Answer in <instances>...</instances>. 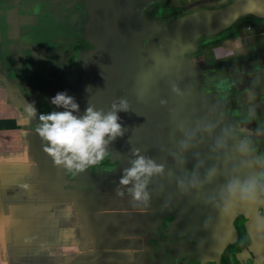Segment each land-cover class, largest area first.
I'll return each instance as SVG.
<instances>
[{
    "label": "crops",
    "instance_id": "0c3cea01",
    "mask_svg": "<svg viewBox=\"0 0 264 264\" xmlns=\"http://www.w3.org/2000/svg\"><path fill=\"white\" fill-rule=\"evenodd\" d=\"M229 1L162 0L150 16L165 23ZM87 17L83 0H0V264H179L180 246L158 234L164 210L149 179L147 204L119 184L131 160L114 159L116 140L77 173L56 166L35 131L51 112L37 90L74 91L81 78ZM190 60L204 89L223 92L226 128L264 157V22L243 18L201 39ZM33 102L37 117L21 123Z\"/></svg>",
    "mask_w": 264,
    "mask_h": 264
},
{
    "label": "water",
    "instance_id": "95a60500",
    "mask_svg": "<svg viewBox=\"0 0 264 264\" xmlns=\"http://www.w3.org/2000/svg\"><path fill=\"white\" fill-rule=\"evenodd\" d=\"M161 1L83 0L89 48L81 56V78L74 91L37 93L51 112L64 111L51 103L57 93L74 97L78 116L89 105L106 111L126 101L127 110L117 112L124 135L116 139L114 159L132 161L138 153L163 167L148 178L153 198L166 209L174 207L162 234L177 244L193 243L177 262L219 264L236 239L237 216L245 221L250 243L234 262H251L264 252L257 187L264 161L226 128V98L219 89L201 86L190 54L201 39L243 18L264 22V0H231L158 23L150 15ZM234 181L252 183V197L241 198L239 190L230 196Z\"/></svg>",
    "mask_w": 264,
    "mask_h": 264
},
{
    "label": "clouds",
    "instance_id": "9594fccd",
    "mask_svg": "<svg viewBox=\"0 0 264 264\" xmlns=\"http://www.w3.org/2000/svg\"><path fill=\"white\" fill-rule=\"evenodd\" d=\"M51 103L63 108L64 111L39 114L40 123L35 131L47 142L44 151L52 157L54 164L63 166L69 172H84L89 166L99 164L108 155V144L124 135L123 127L118 122L120 117L117 112L127 110L126 101H121L119 106L113 104V110L107 114L89 105L82 116L74 114L79 112V104L74 97L66 93H57L51 99ZM25 113L20 117L21 123L37 117L34 102L26 105ZM134 155H137V158L130 162L131 167L124 170L119 184H131L132 187L128 191L132 199L147 204L150 199V194L146 190L148 178L153 174L161 173L163 167L138 153ZM236 190H239L241 198L250 199L254 185L247 182L240 185L239 181L228 185L230 196L235 195ZM117 194L124 195L119 189Z\"/></svg>",
    "mask_w": 264,
    "mask_h": 264
},
{
    "label": "flooded vegetation",
    "instance_id": "af4514ba",
    "mask_svg": "<svg viewBox=\"0 0 264 264\" xmlns=\"http://www.w3.org/2000/svg\"><path fill=\"white\" fill-rule=\"evenodd\" d=\"M159 205H160V208L162 210L166 209L161 204H159ZM174 214H175L174 207H171L170 209H166L162 213V217H165V219L162 220V225H164V227H162V225L159 226L158 234H161L163 239H167L162 234L163 229L166 227L165 223L172 221L174 219ZM244 223H245V221L243 220V218L241 216H237L234 218L233 226H234V230H235L236 239L232 244H230L224 250V252L222 253V255L220 257L219 264H237L234 262L235 255L238 254L239 252H241L243 249L247 248V246L249 245L250 240L246 237L245 232L243 230ZM173 243H175V242H173ZM188 243L180 242V244H178L181 248V249L179 248V251L181 250L180 253L184 250H188L191 248L193 243L192 242H188ZM251 262H247L244 264H251Z\"/></svg>",
    "mask_w": 264,
    "mask_h": 264
},
{
    "label": "rangeland",
    "instance_id": "374dc122",
    "mask_svg": "<svg viewBox=\"0 0 264 264\" xmlns=\"http://www.w3.org/2000/svg\"><path fill=\"white\" fill-rule=\"evenodd\" d=\"M158 8V7H157ZM160 8V7H159ZM154 17H155V19L157 18V19H161V17H160V15L158 16V15H156V12L154 13V15H153ZM259 159H261L262 161H264V157H258ZM261 183L262 185H264V173L263 174H261V175H259L258 176V178H257V183ZM164 210H166V209H164ZM167 217V216H166ZM165 219V217H163V219L162 220H164Z\"/></svg>",
    "mask_w": 264,
    "mask_h": 264
}]
</instances>
